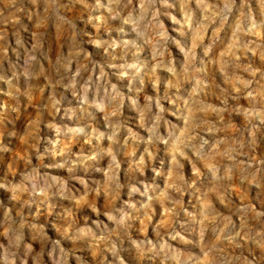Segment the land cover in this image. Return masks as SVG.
I'll use <instances>...</instances> for the list:
<instances>
[{"label":"rangeland","instance_id":"obj_1","mask_svg":"<svg viewBox=\"0 0 264 264\" xmlns=\"http://www.w3.org/2000/svg\"><path fill=\"white\" fill-rule=\"evenodd\" d=\"M0 264H264V0H0Z\"/></svg>","mask_w":264,"mask_h":264}]
</instances>
